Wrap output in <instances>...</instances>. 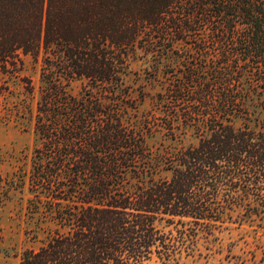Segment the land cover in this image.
<instances>
[{"label": "trees", "instance_id": "trees-1", "mask_svg": "<svg viewBox=\"0 0 264 264\" xmlns=\"http://www.w3.org/2000/svg\"><path fill=\"white\" fill-rule=\"evenodd\" d=\"M207 31L221 66L189 69L172 95L198 143L163 158L169 176L124 180L146 158L143 136L111 116L98 124L104 112L68 101L62 80L115 92L138 49L170 41L207 48L198 39ZM26 57L42 60L50 90L39 112L56 115L55 127L38 129L46 152L29 180L31 210L54 228L20 264L169 261L201 232L264 220V124L228 85L246 72L264 89V0H0V75L20 78L32 95V81L21 78Z\"/></svg>", "mask_w": 264, "mask_h": 264}, {"label": "rangeland", "instance_id": "rangeland-1", "mask_svg": "<svg viewBox=\"0 0 264 264\" xmlns=\"http://www.w3.org/2000/svg\"><path fill=\"white\" fill-rule=\"evenodd\" d=\"M198 39L206 41L207 48L200 49L190 41H170L138 49L123 85L115 92L93 88L86 80H62L60 89L68 101L97 104L104 112L98 124L107 123L111 116L124 129L143 136L146 158L139 160L135 173H128L124 180H146L151 173L155 178L167 177L170 173L164 169L163 158L198 143L194 128L178 116L183 105L176 107L172 96L179 82H188L184 75L189 69L197 73L221 66L219 50L210 44V32H203ZM24 62L21 78L32 81V95L20 78L0 75V88L8 86L0 93V264H20L21 254L37 249L54 228L42 212L31 210L30 200L34 197L29 180L35 164L43 157L41 152H46L38 129L55 127L56 115L39 112L43 96L50 91L42 78V60L35 62L26 57ZM234 75L227 84L240 90L246 110L264 124V89L256 87L250 73ZM234 122L242 124L241 119ZM78 180L92 179L87 175ZM159 227L175 230L165 223ZM263 253L264 220L254 218L241 224L227 223L211 235L201 232L174 259L154 257L146 264H260Z\"/></svg>", "mask_w": 264, "mask_h": 264}]
</instances>
